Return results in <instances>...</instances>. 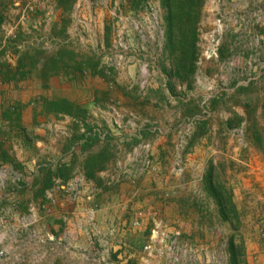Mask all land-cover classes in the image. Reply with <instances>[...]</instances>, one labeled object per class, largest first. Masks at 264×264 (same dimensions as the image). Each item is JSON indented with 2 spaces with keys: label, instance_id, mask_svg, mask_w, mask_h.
Listing matches in <instances>:
<instances>
[{
  "label": "rangeland",
  "instance_id": "374dc122",
  "mask_svg": "<svg viewBox=\"0 0 264 264\" xmlns=\"http://www.w3.org/2000/svg\"><path fill=\"white\" fill-rule=\"evenodd\" d=\"M57 1L0 0L5 16L0 42L21 17H28L36 26L26 35L20 33L21 39L29 36L39 39L48 18L55 23L51 32H58L66 22L62 46L89 58L96 64L95 68L82 74L79 84L63 76L54 79L45 93L43 90L38 93L36 88L29 90L30 85L2 92L11 96L16 91L33 100L41 96H79L86 113L87 101L96 95L100 102L105 100L106 105L114 108L110 121L105 122V117L104 123L96 120L98 115L92 112L86 118L92 124L91 129L98 128L106 135L112 128L117 129L115 121L119 119L114 93L133 102L129 122L121 119L118 123L121 128H145V137L150 138L157 134L153 120L159 119L160 135L167 138L161 158L171 172L169 182L172 186L180 185V201L166 194L167 190L159 191L158 208L132 205L123 215L113 214L99 224L95 220L98 208L94 203L84 207L80 230L74 231L72 222V232L67 230L65 238L46 242L45 225L38 218L41 205L31 201L30 194L21 190L24 187L12 176L13 181H0L2 196L15 190L20 197L17 203L7 201V196L0 200V264H230L229 240L236 247L237 264H264L263 218L257 221L252 235L246 223L238 224L237 215L230 216L231 222L222 221L213 201L199 187L190 194L183 189L191 134L190 143L198 144L201 134L212 137V131H221L218 141L237 148L225 153L217 175L219 182L230 190L232 200L228 173H224V168H232L231 157L237 159L233 165L237 173L243 170L244 161L264 159L254 138V133L259 132L264 142V0H203L197 26L195 68L191 74L187 65L177 68L176 57H171L164 48V11L159 0H74L69 10L57 8ZM8 41L0 49V63L10 65L15 60ZM41 45L38 42L28 46L48 54L59 47L58 43ZM150 100L156 102L152 104ZM101 111L106 112L104 108ZM184 114L189 116L183 121ZM155 155L145 146L136 148L129 162L133 169L131 185L152 172L158 162L154 161ZM122 156L116 150L114 159L107 163L109 172L102 176L103 187L107 188L103 191L105 196L115 193L119 181H127L126 170L130 168L116 163ZM144 159L151 165L141 170ZM79 171L75 168L67 182L80 179ZM26 176L25 181H29V175ZM80 189L77 199L90 191L83 182ZM62 195L73 204L77 201L65 193ZM239 208L241 212L242 206ZM139 212L144 218L135 226L133 221ZM45 247L47 255L41 254Z\"/></svg>",
  "mask_w": 264,
  "mask_h": 264
},
{
  "label": "crops",
  "instance_id": "0c3cea01",
  "mask_svg": "<svg viewBox=\"0 0 264 264\" xmlns=\"http://www.w3.org/2000/svg\"><path fill=\"white\" fill-rule=\"evenodd\" d=\"M20 10L21 9H18V11ZM52 21L53 19L51 18L45 21L43 27L44 34L40 36L39 39L36 36H29L27 39H21L20 35L22 33L26 35V33H29V29L36 27L31 24L28 17H21V19H19L13 27L9 28L2 37L0 49L5 45L6 39L9 40V45L19 49L34 43L38 44V42L42 43L43 46H47V44L50 43H58L60 47L64 41H61L63 40L61 37L51 32V26L55 24H53ZM15 56L18 55L15 53L13 54V60L15 61L10 64V67H14L16 64L17 57L14 59ZM33 72L29 77L23 80L5 82L0 79V181L7 183L11 181L10 179L13 181L14 178H16L18 183L24 187L20 189H23L26 194H30V200L41 205L42 211L38 218L45 225L43 240L47 242L53 239L58 241L62 236L65 238L68 235L67 230L72 232V222L75 225L73 230H80V227L83 225V210L94 203L98 208L95 211V220L99 224L105 217H112L113 214H115V216L117 214L123 215L126 209L132 205L137 206L140 204L141 207L150 206L158 208L159 204H157L156 198L159 197V191L167 190L166 194H169L171 197L177 199L180 197L181 192L178 188L180 185L174 183V186H172V183L169 182L168 178L171 172L165 164L164 159L161 158L160 152L163 149V142H165L167 138L160 135L159 129L162 123L158 118L153 120L155 124L153 130H157V134L154 135L155 137H145V128H142V130H140V128H137L138 130L132 129L131 127L126 128L125 126L121 128L118 121L122 119L123 122L125 121L128 123L130 120L129 116H132V111L134 109L132 106L135 104L125 101L126 99L115 92L114 96H116L115 100L118 105L117 116L119 118L117 122L115 121L117 129L112 128L110 132L106 131L107 140L103 142L93 141L85 145L82 143V136L85 133L83 123L71 116H56L54 114L45 113L42 109L40 99L46 98V96H41L39 100H33V98L27 99L22 93L21 96L20 94H16V91H13L11 96L8 94L4 95L2 92L3 90L13 89L17 86L19 87V85H33L31 88L28 86V89L36 88L37 92L39 89L38 93H42V90L45 93L46 90L52 86L54 79L61 78V76H56L47 81H43L37 75H33ZM74 82L79 84L78 80H74ZM57 98H66L81 106L79 96H72L71 98L55 97V99ZM81 102H83V100H81ZM150 102L154 104L156 101L150 100ZM86 104V107H88L86 117L92 112L94 116L98 115L96 116V120L98 118L103 122L105 117V122L109 123L111 117L110 112H112L114 108H112L111 105H106L105 100L100 102L96 95H94ZM129 105L131 107H128ZM158 105L160 106V104ZM101 108H104L106 112L101 111ZM157 108L156 110H158ZM157 112L159 114L161 113L160 110ZM188 116L189 114H184L183 121L188 119ZM84 124L88 127H92V124L88 123L87 118L84 120ZM129 124L130 126H135L133 123ZM164 133H166V131H164ZM212 134V137L208 133L201 134L199 137V145L197 143H190L192 134L189 137V150L191 153L186 155L188 163L183 180V189H186L189 194L192 190L195 191V187H199L200 192L208 199L211 198L204 192L203 185L209 169L212 168L213 176L217 177L220 173L219 167L225 153L228 154L230 149L232 152L237 150V148L231 147V143L225 145L218 141L217 136H221V131L217 132L215 130L212 131ZM140 145L142 147L145 146L148 150L150 149L152 154H156L154 161L158 160V162H156V166H153L152 172H148V174L136 180L134 185H131L130 176L133 169L132 166H129V162L132 159V154ZM107 146L113 154L111 160L114 159L116 150L119 152L121 151L123 156L120 161L116 160V163L118 165L123 164L124 168H130L126 170L127 181H119L115 188L117 190L111 196H105V192L103 193L107 188L103 187L105 182L102 178L104 174L106 175L109 172L107 163L111 162V160L105 163V167L101 171L96 173L97 178H100L102 181L101 186H97L95 182L86 179L83 170V161L86 156L97 153ZM3 153L7 155V160H3L1 156ZM234 157H231V160L234 161L230 162L232 168H224V173H228L227 185L234 194L232 201L235 205V215H237L239 219L238 224L240 223L242 225L246 223L245 227L248 233H252L253 235L257 229V221L261 218L264 219V159L262 157H257V160L244 161L242 163L243 170L237 173V171L233 169L235 167H233V165H235V161H237ZM77 160L80 162L79 165L77 164ZM60 166H67L70 168V177L75 168L77 171L80 170V179H82L85 184V189H90L89 192H83L75 204L70 202L66 197H63L62 193L64 192L55 189V186L45 191L43 196L45 198L34 197V193L39 188L38 185H34V181L41 179L43 170L50 169L55 171ZM27 170H30V172L26 173ZM16 171H22L26 174H22L23 176L21 174L16 175ZM26 175H29V181H25L28 179ZM12 176H14V178ZM109 177L113 179V175L110 174ZM54 182L58 184L61 183V180L59 178H54ZM18 193L19 192L15 190L8 194H3V196L2 193H0V200L7 196V201L11 200L17 203L16 201L20 198ZM83 198L85 200H83ZM179 201L180 199H178L177 202L179 203ZM240 205L243 208L241 212L239 211ZM34 217H36V215H34ZM65 220L67 222H65ZM230 220L231 218L224 222H229ZM67 225H69L68 229H66ZM34 235L35 232H33V236ZM46 248L47 247L43 248L41 254L47 255Z\"/></svg>",
  "mask_w": 264,
  "mask_h": 264
},
{
  "label": "trees",
  "instance_id": "16d2710c",
  "mask_svg": "<svg viewBox=\"0 0 264 264\" xmlns=\"http://www.w3.org/2000/svg\"><path fill=\"white\" fill-rule=\"evenodd\" d=\"M74 0H58L57 8L63 7L69 10ZM160 6L164 11V37L165 50L170 56H175V66L177 68H185L191 74L195 68L196 60V41L197 29L200 18V10L203 0H159ZM5 21L3 10L0 9V28ZM64 22L58 32L53 30V34L64 37L66 27ZM14 53L18 56L14 67L8 64L0 63V79L2 81H18L29 77L33 70L41 80L47 81L52 77L63 76L71 81L78 80L82 74L89 72L95 68V63L87 57H82L78 53L60 46L53 53L48 54L40 48L24 47L19 49L11 46ZM40 103L45 113L54 114L56 116H71L83 123L85 133L82 136V143L88 145L90 142L98 141L96 136L91 135V127L84 124L86 119V110L73 103L66 98H41ZM255 146L264 157V142L259 132L254 133ZM107 140V137L106 139ZM104 140V141H105ZM103 142V141H102ZM3 160H7V155L3 153ZM113 154L108 146L99 152L89 154L83 161L84 176L101 186L102 181L97 178L96 173L105 167V163L111 160ZM70 168L60 166L55 171L44 169L40 180L34 181V185L39 188L34 193L35 198L43 197L45 191L55 186L54 178H59L61 183L65 184L69 180ZM203 190L210 197L216 206L217 215L222 221H226L231 215H235V206L232 201V195L218 177L213 176V169L210 168L204 179ZM229 262L237 264L236 247L232 240L228 242Z\"/></svg>",
  "mask_w": 264,
  "mask_h": 264
},
{
  "label": "built area",
  "instance_id": "2783aa9c",
  "mask_svg": "<svg viewBox=\"0 0 264 264\" xmlns=\"http://www.w3.org/2000/svg\"><path fill=\"white\" fill-rule=\"evenodd\" d=\"M91 135L96 136L100 142L104 141L107 137L106 133L102 132L98 128H92ZM141 163H142L141 170L147 169L151 165L149 160L147 159H144ZM82 182H83L82 179H74L71 182H66L65 184L58 183L55 184V189L59 191H63L74 201L77 199V196L81 192L80 187L82 185ZM90 212H92V210ZM143 218H144V214L139 212L135 220L133 221V225L135 226L139 225L142 222Z\"/></svg>",
  "mask_w": 264,
  "mask_h": 264
}]
</instances>
